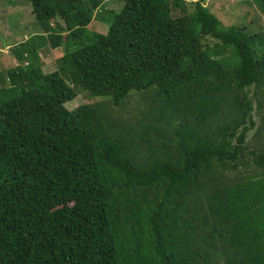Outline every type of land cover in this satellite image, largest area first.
I'll return each mask as SVG.
<instances>
[{
    "label": "trees",
    "instance_id": "16d2710c",
    "mask_svg": "<svg viewBox=\"0 0 264 264\" xmlns=\"http://www.w3.org/2000/svg\"><path fill=\"white\" fill-rule=\"evenodd\" d=\"M27 1L45 34L0 70V264H264V150L247 141L264 130V34L205 0ZM46 41L62 51L48 73ZM81 92L146 107L130 128L67 107Z\"/></svg>",
    "mask_w": 264,
    "mask_h": 264
},
{
    "label": "rangeland",
    "instance_id": "374dc122",
    "mask_svg": "<svg viewBox=\"0 0 264 264\" xmlns=\"http://www.w3.org/2000/svg\"><path fill=\"white\" fill-rule=\"evenodd\" d=\"M192 1L186 0L188 11H192ZM102 5L107 9L119 11L123 3L120 0H117V2L115 0H103ZM204 5L225 26L242 27L244 32L248 35H254V37L258 34H264V15L259 10L257 0H205ZM36 22L31 12V5L27 0H0V70H5L18 64V61L11 52V48L15 44L23 42L27 38L29 39V36L45 33L39 23L37 24ZM58 23L62 24L58 19L50 21V24L54 26ZM105 28L106 26L103 25L102 29ZM257 38L258 36L255 37V39ZM203 40L212 49L208 50L211 55H213L212 51L216 49H224L221 54L223 57H228L234 52L232 46H227L225 49L217 40L208 35L202 37ZM253 44L254 48L259 51L264 48V39L255 40ZM215 45L217 47L214 48ZM38 51L41 57H45L42 67L44 73L53 71L56 68V56L62 53L60 48L53 49L48 44V41H46ZM235 60L237 59L234 56L233 61ZM146 100L147 96L140 97V94L132 93L119 105H114L111 99L107 97H96L92 96L89 92H81L73 100L69 101L66 106L73 108L83 103H101L108 113V121L117 125L126 123L131 128L136 124L140 114L143 113V109L146 107ZM255 115L257 120L260 121V115L257 112H255ZM247 141L252 151L258 152L260 149L264 150V130L259 135H256L254 130L250 131Z\"/></svg>",
    "mask_w": 264,
    "mask_h": 264
},
{
    "label": "crops",
    "instance_id": "0c3cea01",
    "mask_svg": "<svg viewBox=\"0 0 264 264\" xmlns=\"http://www.w3.org/2000/svg\"><path fill=\"white\" fill-rule=\"evenodd\" d=\"M45 34V33H44ZM38 56H40V58H42V59H40L41 61H42V67H43V61H45V57H41V54L39 53V51H38ZM47 60V59H46Z\"/></svg>",
    "mask_w": 264,
    "mask_h": 264
}]
</instances>
